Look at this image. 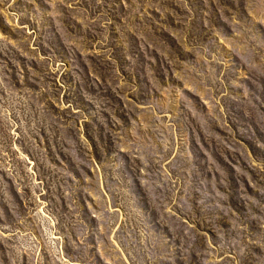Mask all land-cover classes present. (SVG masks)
Segmentation results:
<instances>
[{"label":"rangeland","instance_id":"obj_1","mask_svg":"<svg viewBox=\"0 0 264 264\" xmlns=\"http://www.w3.org/2000/svg\"><path fill=\"white\" fill-rule=\"evenodd\" d=\"M0 264H264V0H0Z\"/></svg>","mask_w":264,"mask_h":264}]
</instances>
